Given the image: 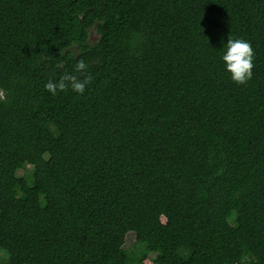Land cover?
Returning a JSON list of instances; mask_svg holds the SVG:
<instances>
[{
    "label": "trees",
    "instance_id": "1",
    "mask_svg": "<svg viewBox=\"0 0 264 264\" xmlns=\"http://www.w3.org/2000/svg\"><path fill=\"white\" fill-rule=\"evenodd\" d=\"M0 91V264H264V0H0Z\"/></svg>",
    "mask_w": 264,
    "mask_h": 264
},
{
    "label": "clouds",
    "instance_id": "2",
    "mask_svg": "<svg viewBox=\"0 0 264 264\" xmlns=\"http://www.w3.org/2000/svg\"><path fill=\"white\" fill-rule=\"evenodd\" d=\"M224 70L229 73L230 79L238 84H245L252 78L254 67V50L251 42L242 37L227 38L220 54ZM88 65L83 59H78L74 64V71L64 72L56 79H48L44 88L56 95L58 91L70 88L76 93H83L86 85L90 82L87 75ZM0 91V99H3Z\"/></svg>",
    "mask_w": 264,
    "mask_h": 264
},
{
    "label": "rangeland",
    "instance_id": "3",
    "mask_svg": "<svg viewBox=\"0 0 264 264\" xmlns=\"http://www.w3.org/2000/svg\"><path fill=\"white\" fill-rule=\"evenodd\" d=\"M97 37V34L96 32L93 30V29H90L89 31V41L92 42L95 40V38ZM29 167V166H28ZM22 172H24L23 169H20L18 171V174H21ZM25 189H28V186H25ZM163 219V218H162ZM164 220V219H163ZM144 236V232L143 231H138V232H128L126 234V237H125V243H124V247L125 248H131L132 245L135 244V242ZM167 242L169 244H173L174 243V239L169 237L167 238ZM150 257L151 255H149L148 257L144 258L143 260V264H152L151 261H150Z\"/></svg>",
    "mask_w": 264,
    "mask_h": 264
}]
</instances>
